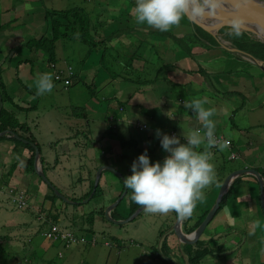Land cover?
<instances>
[{"label":"crops","instance_id":"1","mask_svg":"<svg viewBox=\"0 0 264 264\" xmlns=\"http://www.w3.org/2000/svg\"><path fill=\"white\" fill-rule=\"evenodd\" d=\"M21 7H23L22 3ZM13 8L15 7L13 6ZM131 9L135 8L131 7ZM143 14L145 15V19H148V16L151 15L148 12H144ZM130 16L134 19L138 18L137 15H133L131 12ZM156 20L158 22L155 23L165 22L161 21L162 17ZM180 22L181 27L186 28L187 26L189 30H195L196 25L190 24L188 19H178V25H180ZM142 24L144 23H140L137 29L141 27L140 29L146 32L144 33L142 30L138 29L140 30V33L137 34L139 38L135 42H140L142 45L140 49L136 50L137 59H134L131 65H129L128 70L117 72H123V74H120L122 75V80L119 83L125 88L124 94H122L120 100H115L113 98L114 96L109 97L112 98V100L104 108L106 111L105 116L101 117L100 114L95 115L93 119V122H95H92V124H100L102 126L99 133H94L92 135L89 130L84 131V135L82 136L85 137L76 147L79 158L75 167L78 168L81 166L82 160H84L87 169L84 175L77 178V181H75L74 178L71 180L78 185V194L81 196L87 189V187L85 189V185L90 184L94 180L96 170L99 167L103 168L99 179L101 180V178H103V186L101 185L103 194L105 184H110V187H112L113 181L118 182L119 188L116 189L115 194L109 200H97L94 203L92 210H95L96 214H100V212H98L99 208L105 209V207L113 203L115 199L122 197L117 205L118 211L121 213V209L126 207L127 211L125 214L129 215V210L132 209V205L136 201V196H132L135 190L143 195L152 191L154 196H144L148 197L147 200L157 196H168V194H170L175 201H180V203L177 201V204L182 210L183 219L184 217L188 218V216H190V220L188 219V226L190 228L200 218L202 214L200 209H205L208 206V198L212 199V202L216 200L224 179L227 174H230V172L234 170H220L216 164L217 159H224L226 161H231V163L236 162L239 164L240 162H245V165H239L237 168L256 170L259 172L260 176L264 174V164L261 163L259 166L252 165L250 159L257 148H264V71L255 64L253 65L250 63L243 56L232 53L224 48V45L227 47L231 45L230 47H232L234 38L231 35L232 33L227 32V30H222V28L219 30L222 33L215 34V37L212 36L218 45L210 50L211 56L206 59L209 61L208 67H205V62L203 60L198 59L201 57L202 53L200 46L192 48L191 52L194 54L192 57L186 55V53L181 54V50L175 49L174 52H178L179 55L174 53L172 54L174 57L171 56V58L174 59L171 60V58H169V60H165L163 57L165 56V52L169 53V49L165 50L161 48L160 43L163 39H167L166 36H153L158 51L156 57L161 58L162 56V60L158 64H150L148 62L151 59L150 54L149 56H145L142 55L141 52L149 45L145 42L144 38L150 41L152 40L149 34L151 28H146L142 26ZM10 27H12V24H10ZM159 28L162 29L161 25ZM99 29L98 33L104 34V31ZM164 29L166 30V26ZM45 30L42 31V29H39L34 32L33 28H31L27 30L26 33H20V30L13 29L2 37L4 42L8 39V43L5 46L6 52L0 51L2 57V60H0V68L2 69L3 67L8 69L11 64H13L12 76L10 79L7 77L3 79L13 81L12 85H15V90L12 96H15L14 98L23 105H25L24 102L26 101L17 95V93L23 89V86H31V82H33L32 80L35 76L52 81V68L48 65V54L46 52H43L41 49H30V52L34 54L33 58L23 57L22 55L26 46H28V44L24 46L25 42L32 37L41 36ZM166 31L170 32L168 30ZM129 34H132L130 30ZM124 38L126 37H121L119 41H123ZM236 39H243V37L238 35ZM227 40H229L230 45H228ZM207 42L209 43L208 39L203 38V46H205ZM124 45L127 46V42H125ZM204 50H206L205 47ZM55 51L54 61L59 65L61 59L57 55V46ZM8 53H10L9 58L6 56ZM62 60L61 64L66 63L65 59ZM165 62H169V65L163 69L160 65ZM145 65L155 67L157 70L161 71L158 72L156 78H153L154 76H150L149 78L146 75ZM130 68L136 69L139 75H134L130 71ZM255 69H258L261 74L257 73ZM117 75L118 74L114 75V72H112L108 82H118L114 79ZM22 76H27V79H22ZM86 77H90L92 80L90 75L87 74ZM250 79L253 85H255L250 88L252 89L251 91L248 90L246 84L247 80ZM213 80L216 81L215 85L212 83ZM93 81L92 84L98 83L100 87L105 83L98 80L96 76ZM132 84L137 85L132 86ZM50 94L51 92H45L38 98L32 97L29 100L30 103H28L31 105L36 104L35 108L37 112L40 113L42 109L44 110L47 107L56 105L55 98H51ZM229 97H235L236 100H230ZM250 97H252L251 100H249ZM94 100L97 101L96 99ZM110 108H114V112H111ZM30 114L32 115L30 116ZM203 114L208 115V117H205V121L201 122V116ZM254 114H256V118H254ZM18 117L21 122L26 123V121H29V126L35 130H37V127L42 121L41 115L34 112H20L18 113ZM60 119V116H49V121H53L55 125H50L54 127V129L48 131V137L53 138L52 136L58 131L60 135H58L59 138L57 141L62 143H60L59 147H56L55 153L58 154L66 150V154L68 155L69 147L64 143V136H71L74 129L82 127L83 123L88 126V121L83 120L77 123L79 117L71 116L65 121V129H61L58 124ZM223 119L225 121L221 122ZM161 120L167 121V124L163 125ZM100 121H103V123H100ZM139 125L141 128H137ZM120 128L125 129V131L128 130V132L126 131V133L123 134L121 131L119 132ZM206 133L223 135L226 139L231 141V145L225 146L222 144L213 147L204 137ZM170 135L177 136L169 141L168 138ZM231 137H241L242 139L239 143L234 145V141ZM121 138L124 140L123 143L127 142V138L134 139L138 143L134 147L128 145V148L123 149L122 146L120 147ZM0 141H6L4 144L0 143V161L5 164V168L0 172V176H3L8 166L13 162L11 149L14 143L5 139ZM71 142L74 144L73 140H71ZM50 144L51 141L49 142V145ZM258 145L260 146L258 147ZM164 147L167 148V153L163 152L162 149ZM39 151L41 157V148ZM231 154H238V157L229 159ZM20 155L22 157L18 160V165L26 164L30 156V151L28 149H23ZM101 155L104 156L105 162L101 161ZM117 163H119L120 166H117ZM67 165L68 162L65 164L66 170ZM14 171L20 177L16 179L13 173H11L10 185L2 188L0 187V194H6V190L11 188L14 189V192L23 191L26 196L24 207L30 210L34 208L40 212V216L44 215V211H46L48 207L51 208V205H56L45 198L50 191H47L44 181H38L28 175L22 176V172L19 170L15 169ZM67 172L68 174L60 172L66 184L60 182V185L58 182L57 183L60 187H69V190L76 194V192L73 191L74 186H72L69 181L71 174L68 170ZM222 176L223 178L221 179L220 177ZM239 177L242 182L240 188H238L239 192L227 203L232 206L245 204L248 211L251 212L250 214L255 218L264 220V214L261 209L260 190L258 193L254 192L253 195L254 185L250 187L249 184L250 181L255 180V186L258 188L259 182L257 177L251 172H244ZM83 180L85 184L82 183ZM244 181L247 182V185L244 184ZM79 184H81V186H79ZM162 184L166 185L167 191H169L168 193H161L160 186ZM29 186H32L30 192L28 189ZM213 189H216L217 194L215 196H209ZM7 195L8 199L5 197L7 200L1 201H10V204H12L11 196H9L10 194L8 192ZM197 195L202 196L196 201ZM34 197H38L35 206L33 205ZM204 197H207V200H205ZM198 201H202V205L199 207L196 205ZM8 202L7 204H9ZM160 202L165 206L164 210H154V212L148 210L151 209L153 204ZM153 204L149 205L143 214L149 211L152 216L161 217L164 221L162 224L164 232L167 230L165 234L168 235L172 233L168 232V229L176 222V209L174 210L170 204H166L164 201H158ZM12 205L14 206V204ZM83 205H86V203ZM121 214L123 215V213ZM215 215L202 234L200 239L205 240H201L200 245L206 244V240L210 238L211 234L214 235L218 231H221L219 229L221 225L219 226L218 224L224 223V221H222V219L220 221L217 217L215 218ZM140 217H142V215ZM225 222L228 223V221ZM244 223H247V220ZM181 227L184 229L183 220ZM47 232L48 231H45L43 234L47 236ZM169 237L172 243L167 242V245L170 250L169 253L172 256L173 264H177V260L183 263L185 261L190 263L189 260L193 257L190 252L185 251L184 254L180 252L177 248L181 246L180 242L176 239L174 234L169 235ZM236 237H238V235H234L233 239H236ZM161 239L162 238H160V240ZM253 239L254 236L249 237L250 244ZM246 240V237H243V239L234 244L236 248L232 251H237V253L235 254L233 252L229 257L224 258L223 261H225L226 264H238L237 259L243 260L242 252L248 248L243 247ZM192 244H194L192 246L194 250L197 244H195V242ZM209 244L220 249L219 251L224 249V246L217 243V238H215V240H210ZM174 253L177 254L176 258L173 257ZM207 256L210 257L206 258ZM186 257H188V259ZM217 258L220 259V256ZM244 260L247 261L248 256H246ZM196 263L216 264L217 259L213 255L208 254L202 256Z\"/></svg>","mask_w":264,"mask_h":264},{"label":"rangeland","instance_id":"2","mask_svg":"<svg viewBox=\"0 0 264 264\" xmlns=\"http://www.w3.org/2000/svg\"><path fill=\"white\" fill-rule=\"evenodd\" d=\"M20 1L24 4H29V5L26 7L24 6L21 7ZM34 1L35 3H32L29 0H0V24H2L0 27L1 52H6L5 46L8 43V39L6 42H4L2 37L13 29L20 30V33L22 32L26 33V31L30 30L31 28H33L34 32L38 31L39 29H42V31H44L45 19L43 17V14L46 9L50 8V9L61 10V9H69L74 6L80 5L83 9H85V11L90 13L93 18H95L98 11H100V7H97L96 1L107 3L109 0H42L41 2L40 0H34ZM143 1H146L145 3L147 5L149 3L153 4L152 6L156 7L157 11L156 12L152 11L153 10L152 9L151 10L152 15L156 16L157 18L165 16L164 21L166 23L165 22L149 23L150 21L148 19H139V18L134 19L131 16L130 19L126 21V23L140 22V23H144L142 24V26L146 28H159L161 25L162 28L166 26V30L172 32L184 28L181 27V22L180 25H178V19H183L182 15L177 14L179 13L178 11L180 8L179 7L180 0H143ZM13 6L15 8H13ZM109 6L111 8H116L114 10L118 9V5H115L114 3H110ZM144 9L145 8H143V10ZM147 9L148 7L146 8V10ZM136 10H137L136 8L131 9L130 7L129 12H131L133 15H137ZM168 19L173 21L170 22ZM8 21L9 22L11 21L10 24H12V27H10L8 23L4 27V23ZM109 21L111 22L112 20L109 19ZM97 23H101V24L106 23L105 16L101 15ZM118 24H124V22L112 21V23L106 25L102 30L105 31L106 33H109L111 30L116 28ZM61 30H64V25L61 27ZM97 30L98 28H96V31ZM142 31L144 33L146 32L145 30ZM137 34L138 33H136V31L132 32V34H128L126 38L123 39L124 42L123 41L120 42L118 40V42L122 44L121 46H119L117 44V41H115L112 48H109L108 50H103L104 53H102V46H98L97 48L90 49L88 44L80 43L78 40H74V42L64 40L60 43H57V52H58L57 55L60 57L61 63L63 61L62 59L66 60V64L60 63L58 67L66 70L67 69L66 66L70 65L75 75L71 79L72 82L70 85H64L63 80L54 81L53 85H51L50 87L51 88L50 97L55 98L56 105L47 107L46 109L44 110L42 109L40 111L41 117H44V119L46 120L41 121V123L37 127V130H35L29 125L28 126L30 127L33 134L36 133L34 134V138L36 143H38L41 146L40 147L42 150L41 155L42 158H44V164L50 166V169L46 170L44 174L47 177V179L55 186L56 191L58 190L60 194L55 192V190H52L49 186L46 185V187H47V191L51 190V192L55 193L52 202L60 206V209H52L50 211L48 207L47 212H45L44 215L40 216L39 215L40 212L35 210L34 208H32L31 210L28 208L26 209L19 208L12 202L11 203L14 204V206L10 204V201L9 202L1 201V200H7L8 199L7 192L10 195H12L14 193V189L12 188L11 190L7 189L6 194H0V238L2 239L6 238L5 240H2L0 243V264H173L172 259L169 260L163 256H160L158 254V251L155 249V247L156 248L159 247L158 245L164 238H166L167 242L172 243L170 237L169 238L166 237L167 235L165 233L167 230L164 232V228L162 226L164 221L162 220V218L152 216L149 212V211L154 212V210H164L165 206L162 204V202L153 204L151 209H148L149 211L147 213L139 214V216H137L134 220L132 219L126 223H116L114 222V220L120 222L121 220L127 219L136 210H138V208H140L142 204L138 205L133 210L132 209L129 210L130 212L129 215L125 214L127 209L126 207H123L121 209V213L127 216H123L121 213H119L120 214V216H118L119 218L115 219L110 215L111 212L113 215H115V208L111 209L108 212V214H106L105 212L106 209L117 200L115 199L113 203L107 205L104 209V215L107 218V220L104 218L102 219L100 217L96 218V212L92 213L94 214V220H95L94 224L92 225L93 230L90 231L79 230V228L76 227V225L70 228L68 226L67 229H65L74 232V234L79 238L82 236L86 241V243L83 244H74L65 247L64 245L65 243L62 240L52 239L49 236L47 237L46 235L43 234L45 231H52V228L55 224L57 226L59 225L60 222H66L67 224L69 223V220H67L69 211L70 212L74 211L73 207L70 206L69 204L73 205L74 203L80 202V200H73L70 197H72V195H76L78 198L81 197V195L78 194L79 193L78 185L75 182H73L71 179L74 178L75 181H77V178L81 175H84L87 169L84 160H82L81 166H79L78 168L75 167L78 162L79 156H78V150L72 149L75 148V144L71 142V138L69 137L66 138L64 142L68 145L69 148H71L69 149L68 155L66 154V150H63L58 154L55 153L56 147H59L60 143L62 142L57 141L59 138L58 135H60L58 131H56V133L52 136L53 138L48 137L49 135L48 131L54 129V127L50 125H55L53 121L51 122L49 121L48 117L52 115L60 116L61 119L58 124L61 127V129H65V121H67L71 117L72 113L80 115L82 111L81 108H83V110H85V113L87 115V118L85 119L89 121V125L86 126L85 123H83L82 127H78L77 129H74V132H77V130L82 128L84 130H89L92 135L94 133H99V131H101L102 129V126L100 124H92L93 119L95 118L96 114H100L101 117L106 115V111L104 108L112 100V98L109 97L114 96L113 98L115 100H120V97L122 96V94H124L125 88L119 82L110 83L108 81L111 77L112 72H114V75H116V74H123L125 70H128L129 65L125 59V52L121 51L120 49L121 47L124 48L123 45L125 42L135 43V41L139 38ZM150 35L152 37L151 41L147 38H144L145 42L149 45L141 52V54L145 56H149L150 54L151 58L154 57L155 59L157 58L156 56L158 55L157 46L154 41L155 39L153 38V35L152 34ZM22 39L25 40L24 38ZM190 39H191L190 36L185 35L182 36L181 39L175 41L173 36H168L167 39H163L161 41L160 47L164 48L165 50L169 49V53L172 54V52H174L175 49L178 50L183 49L185 43H187L188 41L190 42ZM94 42L99 44L97 40H94ZM193 42L196 46H200L202 49L201 57H199L198 59L203 60L205 62L204 63L205 67H208L209 61H207L206 59L210 58L211 56L210 50L212 48L210 49L206 48V50H204L205 46H203L201 42L199 44V42H196L194 39ZM206 44H208V42ZM128 49H130V51L126 53H128L130 56H133L134 59L136 60L137 59L136 48L133 49V46L131 48L129 46ZM9 55L10 53L6 55L7 58H9ZM22 55L23 57H28V58L34 57V54L30 52L29 48H25ZM165 55H167L166 52ZM171 56L174 57V55ZM172 59L174 58H171V60ZM0 60H2L1 55H0ZM153 64H158V61L154 60ZM255 70H257V73L261 74V72H259L258 69ZM12 71H13V64H11V66L8 69H5L3 67L2 69L0 68V78L1 80H3L5 86L7 87L6 89L9 91L10 94L14 93L15 85L14 86L12 85L13 81H8L7 79H3V78L7 77L8 79H10V77L12 76ZM119 71H123V72L117 73ZM130 71L134 75H139V73L136 72V69L134 68H130ZM87 74L92 77V80L90 77H86ZM157 74H158L157 68L152 66H146V75L149 78L150 76H154L153 78H156L158 76ZM95 76L98 77V80H100L101 82H105L104 85H102V87H100L98 83L92 84V82H94L93 80H95ZM22 79L24 80L27 79V76H22ZM212 83L213 85H215L216 81L213 80ZM246 84L248 90L250 91L252 90L250 88L252 86H255L253 85L251 79L247 80ZM134 85L137 84H132V86ZM221 85L225 86L223 84ZM90 86L92 88L91 91L94 94L88 93L87 89L90 90ZM69 92H70V97L72 99H70L68 96ZM94 99H96L97 101H95ZM229 99L236 100L235 97H229ZM251 99L252 97L249 98V100ZM77 106H79L80 108ZM110 111L114 112V108H110ZM253 116L254 118H256V114H254ZM205 117H208V115L203 114L201 116V122L205 121L204 120ZM224 121H225L224 119L221 120V122ZM100 123H103V121H100ZM161 123L165 125L167 124V121L161 120ZM120 129L119 132L121 131L123 134H125L126 131L128 132V130L125 131V129L123 128ZM84 137L85 136H82L80 140H83ZM231 138L234 141V145L239 143L242 139L241 137H231ZM2 139L13 142L10 138H2ZM126 140L127 142L122 144V141L120 139V147L122 146L123 149L128 148V145L134 147L138 143L134 139L127 138ZM50 141L51 144L49 145ZM5 142L6 141H0L1 144H4ZM259 146L260 145H258V147ZM51 149L53 150V153ZM162 150L164 153H167L166 147H164ZM18 157H22V156H18ZM54 157L56 159V162L54 161ZM100 157L102 162L106 161L103 155H101ZM250 159L252 161V165L259 166L261 165V163L264 164V148L262 149L257 148L256 152L252 155ZM67 162H68L67 170L71 174L69 181L70 184L74 186L73 191L76 192V194L70 191L69 187L66 186L65 188L63 186H62L63 188L60 187L61 185L60 182L66 184V181L64 180L60 172L68 174L65 168V164ZM216 164L220 170L228 171L230 169H234L232 172H230L231 174L237 170H240L241 168L239 169L237 167H239V165H245V162L244 163L240 162L239 164L236 162L231 163V161L228 160L226 161L224 159H217ZM117 166H120V164L117 163ZM16 170L21 171L22 176L28 175L35 178L38 181L39 180L42 181L40 176L36 174L35 170H34L35 173L28 172V170L25 168V164L18 165L16 167ZM12 173L16 179L20 177L14 170L12 171ZM228 175L229 174H227V176ZM95 179L96 178L94 177V180L90 183L92 187L91 192L87 195L88 196L87 198L81 200V203H86L88 199L91 198L96 188L99 186L98 190L96 191L95 195L92 197V201L87 202L89 203L88 205L85 206L81 205L78 211L75 209L74 218L77 217L78 220L79 219L84 220L85 217L82 216L83 213L80 212L92 210L93 205L97 200H103V201L109 200L115 194L116 189L119 188L118 182L113 181L111 185L112 187H110V184H105L104 194H103L101 189L103 178L99 180L100 181L99 184L94 189V186L96 184ZM254 181L255 180L249 182L250 187H253L254 185L253 187L254 189L252 192L253 195L254 192L258 193V191L260 190L259 186L258 188L257 186H255ZM82 183L85 184V181L83 180ZM90 184L88 185L86 184L85 188L87 186L90 187ZM244 184L247 185V182L244 181ZM79 186H81V184H79ZM28 189L30 192L32 186H29ZM160 190L162 194L169 192L167 191V187L164 184L160 186ZM216 194H217L216 189H213L211 190L209 196H215ZM83 196H86V193ZM197 196L198 197L196 198V201L200 199L202 195H197ZM203 196H208V195H203ZM166 197L173 199V196H170V194H168V196ZM65 198H68L69 200H72L74 202L73 203L68 202L65 200ZM204 198L205 200H207V197ZM37 201H38V197H34L33 198L34 206L36 205ZM177 201L180 203L179 200ZM207 201H208L207 202L208 206L206 208H211L213 206L214 201L212 202V199L209 198ZM7 202L9 204H7ZM196 205L197 206L201 205V202L199 201L196 202ZM74 207H76V205H74ZM250 213L251 212L248 211L245 204L232 206L231 204L227 203L224 204L221 210H218V212L215 215V218L217 217L220 221L222 219L224 223L218 224L219 226L221 225V227L219 228L221 231H218L216 234L220 232H223V234L221 236H217V243L224 246V249L222 251H218L215 250V246L210 245L211 246L210 250H214L220 256V259H218L214 254H212L217 259L216 264H226V262L223 261V259L229 257L234 252L232 251L234 248H236L234 247V244H236L237 241L243 239V237H246L247 239L243 247H248V248L244 252H242L243 260L237 259L238 264H264V220L255 218ZM141 215L142 217H140ZM246 220L247 223H244ZM225 221H228V223H226ZM59 226L62 228V225ZM234 235H238V237H236V239H233ZM252 236H254V239L250 244L249 237ZM11 238L13 239L11 240ZM160 238L162 239L160 240ZM93 239L96 240L95 244L91 243ZM163 243H165V241H163ZM197 243H199V240L195 242V244ZM165 244L167 245V243ZM180 244L181 246L177 247L180 252L184 254L185 251L186 252L189 251L190 254H194V250L192 248L194 244H189V245L183 243ZM234 253L236 254L237 251H235ZM176 255L177 254L174 253L173 257L176 258ZM246 256H248L247 261L244 260ZM208 257L210 256H207L206 258ZM186 258L188 259V257ZM177 264H197V263L196 262L188 263L187 261L183 263L182 261L177 260Z\"/></svg>","mask_w":264,"mask_h":264},{"label":"trees","instance_id":"3","mask_svg":"<svg viewBox=\"0 0 264 264\" xmlns=\"http://www.w3.org/2000/svg\"><path fill=\"white\" fill-rule=\"evenodd\" d=\"M29 1H31L32 3H35L34 0H29ZM41 1L42 0H40V2ZM145 2L146 1H143V0H111V1L109 0L107 3L96 1V5H97V7H100V11H98L95 18H93L91 16V14L88 13L87 11H85V9H83L80 5L74 6V7L69 8V9H61V10L50 9V8L46 9L44 14H43V17L45 19V29H46L45 32L41 36L32 37V38L28 39L25 42L24 46L26 44H28V46H26V48L41 49L42 51L46 52L48 54V62L55 64L56 74L63 77L61 80L64 81V78L66 76V72L64 69L59 68L57 63L54 61L57 43H60L64 40L70 41V42H74V40H78L80 43L88 44L90 49L91 48H97L98 46H102V53H104L103 50H108L109 48H112L115 41H117V44L119 46H121L122 44L120 42H118V40H120L121 37H126L129 34L128 30H130L131 33L135 32V31L138 34L140 33V31L137 30V27H139L140 22L126 23V21L128 19H130V12H129L130 7L137 9L136 11H137L138 18L145 19V15L143 13L148 12L151 14L148 16V20L150 22H154V23L158 22L156 19H159V18L152 15V12H151L152 9H153L152 11L156 12L157 8L153 7L152 6L153 4H151V3H149L147 5ZM110 3H114L115 5H118V9L114 10L113 8H111L109 6ZM22 4L24 7L29 5V4H24V3H22ZM147 7H148V9L146 10ZM143 8H145V9L143 10ZM178 12H180L181 15L183 16V12L180 8H179ZM101 15H104L106 18V23H104V24L97 23V21ZM162 17L163 18L161 21H164L165 16H162ZM109 19L112 20L113 22L123 21L124 24H118L117 27L114 28L113 30H111L109 33H106L104 31V34H99L98 30L96 31V28H98V29L101 28L99 30H102L106 25H108L109 23H112V21L110 22ZM172 21L170 20V22H172ZM10 22L9 21L5 22L4 27L6 26L7 23L10 25ZM1 25L2 24H0V27H1ZM63 25H64V30H61V27ZM226 29H228V28H224L223 30H226ZM230 33H232L231 35L234 38V42H233L234 46H236L237 48L244 50V51L252 54L256 58L264 61V43L259 42L258 40H253V39L249 38L244 33H239V32H235V31H231ZM149 34H152L154 37L173 36L175 41H177L178 39H181L182 36H185V35L190 36V38H191L190 42L188 41L187 43H185L183 49H180L181 54L186 53V55H188L190 57L194 56V54L191 52V50L193 47L196 46L193 42V39L196 42H199V44H200V42L202 43L203 38L208 39L209 43L205 45V48H207V49L213 48L214 46L218 45L216 43L215 39H213L210 34L205 32L204 30H202L198 26H195L194 31L192 29L189 30L188 27H186L184 29L181 28V29L174 31V32H171V31L167 32L164 29V27L162 29L161 28H157V29L151 28V30L149 31ZM238 35L242 36L243 39H236V36H238ZM94 40H97L99 42V44L95 43ZM141 45H142V43H139V42H135V43L131 42V43H127V46L123 45L124 48L121 47L120 50L125 52V59H126V62L128 63V65H131V63L134 61V57L130 56L128 53H126V52L130 51V49H128L129 46H130V48L133 46V49L136 48V50H138V49H140ZM174 53L179 55L178 52H172V54H174ZM166 54L167 55H165L163 58L165 60H169V58H171L172 54H170V53H166ZM154 60L158 61V63H160L162 60V56H161V58L157 57L155 59L153 57L148 62L150 64H153ZM168 65H169V62H165V63H162L160 66L164 69ZM157 71L159 72L161 70H157ZM73 76L74 75H70V78L72 79ZM114 79L117 80L118 82H121L122 75L118 74ZM32 81L33 82H31L32 83L31 86H23V89L17 93V95H19L21 98H23L26 101V102H24L25 105H23L17 99L14 98L15 96H12V94L9 93V91L6 89L7 87L5 86L3 80H1V78H0V102H2V107L0 109V131L9 129L14 134H16L19 137L28 141V143H23L22 141L17 140V139L12 138V137H7V136H1L0 137L1 138L0 140H3L2 138H10L14 142V145L11 149L13 162L8 166L6 172L3 174V176L2 175L0 176V187L1 188L10 185V183H9L10 175H11L12 171L16 169L18 162H19L18 160L21 159V157H18V156H21L20 154L23 151V149H28L30 151V156H29V158L25 164V168L28 170V172L35 173L34 172V163H33L35 150H34V147L31 145L30 142L34 143L39 150H40V145L38 143H36L35 138H34V134L32 133L30 127L28 126V125H30L29 121H26V123L21 122L19 117H18V113H20V112H26V113L34 112L36 114H40L37 112V109L35 108L36 104H32V105L29 104L30 103L29 100L32 97L38 98L42 93H45V92L49 93L51 91L50 87H51V85H53L54 80L49 81L46 78L43 79L41 77H38V78L34 77ZM68 85H70V84H68ZM91 89H92L91 86H90V90L87 89L89 94H93ZM68 96L70 99H72L70 97V92L68 93ZM77 107H79V106H77ZM81 110L82 111H81L80 115L75 114V113L71 114V116H73V117H75V116L79 117V119L77 120V123H79L83 120H86L85 118H87L85 110H83V108H81ZM31 115L32 114H30V116ZM41 120H45L44 117H41ZM88 125H89V121H88ZM139 127L140 126H137V128H139ZM84 131L85 130L79 129V130H77V132L73 131V134L71 136H64V139L69 137V138H71V140L74 141L75 148H72V149H76V147L80 144V142H82V140H80V138L82 135H84ZM121 141H122V143L124 142V140L122 138H121ZM69 149H71V148H69ZM39 160H40V163L42 166V171L45 172L46 170H48L50 166L44 164V158H42V156H41ZM54 161L56 162V159H54ZM4 168H5V164H3L0 161V172H2V170ZM220 178L222 179L223 176ZM241 183L242 182H241L240 177H237L232 182L227 193L224 195L222 201L220 202L219 209H221L225 203L229 202L232 197L236 196V193L239 192L238 188H240ZM98 187L96 188V190L93 193V195L91 196V198L88 199V202L92 201V197L95 195L96 191L98 190ZM91 189H92V187L90 184V187H88L85 190L86 196H83L85 194V193H83L80 198H78L76 195H72V197H70L73 200H80V202L74 203L73 205L69 204L70 206L73 207L74 211L73 212L69 211V214L67 216V220H69L68 224L66 222H60L59 225H62V228L59 225H57L60 229L65 230V229H67L68 226L70 228V227H73L74 225H76V227H78L79 230H84V231L93 230L92 225L94 224L95 220H94V214H92V213L96 212L95 210H91V211L88 210V211L80 212V213H83L82 216H85L84 220H80V219L78 220L77 217L74 218L75 209L78 211L79 207H81V205L84 204V203H81V200L88 197L87 195L91 192ZM49 191L50 192L45 196V198L52 202V199L55 196V193L51 192V190H49ZM132 196H136V201L132 205V210H133L138 205H140L144 201H146L148 197L154 196V193L152 191H150L149 193H146V195H143L142 193L135 190V191H133ZM144 196H148V197H144ZM132 201H133V198H132ZM200 202L202 205V201H200ZM53 203L54 202H52V204ZM88 204L89 203L86 202V205H88ZM166 204H169V203H166ZM74 205H76V207H74ZM201 205H199V206H201ZM51 206H52L51 208L50 207L48 208L50 211L52 209H60V206H56V205H51ZM83 206H85V205H83ZM22 208H26V207H22ZM209 209L210 208H205L202 210L200 209V211L202 213L200 218L190 228L188 226V219L190 220V216H188V218L184 217V219H183V222H184V229L183 230H184V232L189 233V232L193 231L201 223V221L203 220V218L205 217V215L207 214V211ZM144 211L145 210H143L140 214H142ZM217 211L215 212V214L217 213ZM45 212H47V210L44 211V213ZM98 212H100L101 215L96 214V218L100 217L102 219L104 218L107 220V218L104 215V209L103 208H99ZM110 215H111V217H113L115 219L119 218L118 216H120V214H119L117 206L115 207V215H113L112 212L110 213ZM69 218H71V219H69ZM68 231H70V230H68ZM72 233L74 234V232H72ZM222 234L223 233H218V234L215 233L214 235L211 234L210 238L208 240H206L207 243L204 245H200L201 240H205V239H200L202 236L201 235L199 238L200 240L198 239L199 243H197V245L194 249V254H191L193 257L189 260V262H198L202 256L208 255V254H211V255L214 254L216 257H219L218 253H216L214 250H210L211 246L209 244V241L215 240V238H217V236H221ZM169 235L170 234H168L166 237L169 238ZM5 239L6 238H3V239L0 238V243L2 240H5ZM12 239L13 238H11V240ZM11 240H10V242H11ZM163 241H165V243H167L166 238H164V239H162L159 247L158 248L155 247V249L158 251V254L160 256H163V257L170 260V259H172V256L169 253L170 250L168 248V245L163 243ZM84 243H86V241ZM91 243L95 244L96 240L93 239ZM162 244H163V246H162ZM215 250L219 251L220 249H218L216 247Z\"/></svg>","mask_w":264,"mask_h":264},{"label":"water","instance_id":"4","mask_svg":"<svg viewBox=\"0 0 264 264\" xmlns=\"http://www.w3.org/2000/svg\"><path fill=\"white\" fill-rule=\"evenodd\" d=\"M180 6L181 10L183 11V14L189 20L190 24L200 27L202 30L212 35L213 37H215V34H217V32L221 28H228L227 32L235 31L239 33H244L249 38L264 43V0H180ZM224 48L232 53H236L243 56L250 63L255 64L256 66L262 68V70L264 71L263 60L256 58L252 54L241 50L234 45L232 47H227L226 45H224ZM1 107L2 102H0V109ZM1 136L12 137L22 141L23 143H28L27 140L14 134L9 129L0 131V137ZM30 143L35 150L34 170L36 171V174L40 176L41 179L47 185H49L52 190H55V192L60 194L58 191H56V188L50 183V181L47 179L44 172L42 171V167L39 162V149L34 143ZM102 169V167H99L96 170V184L94 186V189L99 184ZM244 172H251L252 174H254V176L257 177L261 196V209L264 214V185L259 172L253 169H240L229 174L224 179L213 206L210 208V210H208L202 222L193 231L189 233H186L182 230L181 225L183 220V214L180 208L178 207L176 201L166 196H157L155 198L149 199L144 202L140 206V208H138V210H136L127 219L121 220L120 222L114 220V222L126 223L132 219L134 220L146 207L155 202H169L176 209L177 219L173 226L168 229V232H172V234H174V236L180 243L192 244L196 242L204 233L207 225L212 220L215 215V212L219 208L220 202L222 201L224 195L227 193L232 180L236 176ZM121 198L122 197H119L113 204H111L106 209V214H108L111 209L115 208L118 205ZM65 200L71 203L74 202L72 200H69L68 198H65Z\"/></svg>","mask_w":264,"mask_h":264},{"label":"built area","instance_id":"5","mask_svg":"<svg viewBox=\"0 0 264 264\" xmlns=\"http://www.w3.org/2000/svg\"><path fill=\"white\" fill-rule=\"evenodd\" d=\"M66 76L64 78V84L68 85L70 83V75H72V70L71 67L68 66L67 69L65 70ZM62 77L58 74H56L55 79H61ZM217 142V140L215 141ZM229 141H226V144H228ZM234 155L232 154V157ZM11 190V189H10ZM11 196L12 203H14L17 207L21 208L25 206L26 203V196L23 191H17L14 192ZM50 237L52 239H60L62 240L65 244V246H71L74 244H82L85 242V239L83 237H77L74 235L72 232L64 229H60L56 225L53 226L52 231L47 232V237Z\"/></svg>","mask_w":264,"mask_h":264},{"label":"clouds","instance_id":"6","mask_svg":"<svg viewBox=\"0 0 264 264\" xmlns=\"http://www.w3.org/2000/svg\"><path fill=\"white\" fill-rule=\"evenodd\" d=\"M179 7H180V9H181V6H180V4H179ZM183 12V11H182ZM178 15H181V13L179 12V13H177ZM183 16L185 17V19H187L186 18V16L183 14ZM178 19V18H177ZM224 28H222V30H223ZM227 30V29H226ZM212 36V35H211ZM44 52V51H43ZM23 61H25V60H23ZM47 62H48V60H47ZM66 64V63H65ZM48 65H49V67L50 68H52V71H51V73H52V80H61V79H55V76H56V69H55V64H53V63H50V62H48ZM68 66H70V65H67L66 67H68ZM71 67V66H70ZM71 70H72V75H75L74 74V72H73V69H72V67H71ZM71 82H72V80H71V78H70V83L69 84H71ZM65 85V84H64ZM140 126V125H139ZM143 126H145V125H143ZM140 128H141V126H140ZM177 135H170L169 136V138H168V140L170 141V140H173L175 137H176ZM8 137V136H7ZM204 137L207 139V142L211 145V146H213V147H216V146H220V145H222V144H224L225 146H230L231 145V141L230 140H228V139H226L223 135H220V134H212V133H206L205 135H204ZM217 140V142H215ZM226 141H229V143L228 144H226ZM234 156L232 157V154L230 155V157H229V159H234V158H237L238 157V154H233ZM41 164V163H40ZM42 167V166H41ZM238 176H236L233 180H232V182L237 178ZM261 178H262V181H263V185H264V174L261 176ZM232 182H231V184H232ZM230 184V185H231ZM12 186V185H11ZM14 187V186H13ZM230 187V186H229ZM174 200V199H173ZM147 201V200H146ZM146 201H144V202H146ZM175 201V200H174ZM143 202V203H144ZM142 203V204H143ZM166 203H169V202H166ZM176 203H177V201H176ZM170 204V203H169ZM178 205V204H177ZM170 206L175 210V208L170 204ZM24 207V206H23ZM179 207V206H178ZM22 208V207H21ZM148 207H146L145 209H147ZM180 208V207H179ZM144 209V210H145ZM181 210V209H180ZM182 211V210H181ZM177 217V216H176ZM56 225V224H55ZM208 226V225H207ZM207 228V227H206ZM182 230H183V228H182ZM184 231V230H183Z\"/></svg>","mask_w":264,"mask_h":264},{"label":"bare ground","instance_id":"7","mask_svg":"<svg viewBox=\"0 0 264 264\" xmlns=\"http://www.w3.org/2000/svg\"><path fill=\"white\" fill-rule=\"evenodd\" d=\"M220 33H222V32H220V31L217 32V34H220ZM222 40H223V39H222ZM227 42H228V45H230L229 40H227ZM230 46H231V45H230Z\"/></svg>","mask_w":264,"mask_h":264},{"label":"flooded vegetation","instance_id":"8","mask_svg":"<svg viewBox=\"0 0 264 264\" xmlns=\"http://www.w3.org/2000/svg\"><path fill=\"white\" fill-rule=\"evenodd\" d=\"M184 18V17H183ZM172 233H170V235H171Z\"/></svg>","mask_w":264,"mask_h":264}]
</instances>
